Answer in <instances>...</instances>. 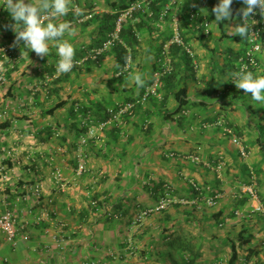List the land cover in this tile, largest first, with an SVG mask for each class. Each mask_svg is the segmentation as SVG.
Instances as JSON below:
<instances>
[{"label": "crops", "instance_id": "crops-1", "mask_svg": "<svg viewBox=\"0 0 264 264\" xmlns=\"http://www.w3.org/2000/svg\"><path fill=\"white\" fill-rule=\"evenodd\" d=\"M27 1L12 0L0 11L6 15L0 44L10 48L0 59L11 62L0 88V161L9 170L8 181L0 183V196L7 197L9 206L16 203L17 220L28 223L30 241H19L13 249L0 235V264H40L43 259L46 264H165V255L171 264H186L187 257L194 259L193 264H229L232 244L238 254L235 264H264V218L253 212L258 207L264 211V49L257 69L245 76H236L225 65L228 57L244 52L246 39L229 0H173L161 9L158 21L152 20L151 9L157 0H150L142 5L141 19L122 21L120 30L128 23L143 25L133 50L124 45L120 33L101 54L100 63L85 61L68 71L61 70L65 63L85 59L88 51L101 49L108 41L103 39L102 23L84 24L80 17L82 22L79 18L75 24L74 17L117 13L113 36L128 6L115 11L121 0H65L57 3L50 20L32 30L30 39L25 33L31 23H25L43 4L38 7L31 3L34 0ZM246 1L234 0V4L241 10ZM176 32L193 51L196 65L172 47L174 75L162 84L159 98L101 128L108 110L131 101L147 87L162 47ZM116 45L124 46L132 59L122 68ZM122 69L126 72L119 78ZM181 92L185 97L179 118L176 95ZM58 104L61 107L51 112ZM233 137L240 139L241 146L232 144ZM81 153L87 172L77 176ZM54 169L66 181L64 192L54 183ZM251 178L257 183L254 200L241 193ZM23 182L40 183L44 201L53 199L52 206H39L32 197L16 202ZM190 183L203 196L219 197L210 215L199 211ZM188 187L191 204L186 213L165 209L152 214L161 218V232L169 229L176 241L175 245L170 241L168 253L157 251L158 261H151L154 248L160 250L154 245L155 236L159 242L164 238H159L155 226L133 228L129 210L155 207L156 193L167 189L187 197ZM86 189L120 206L121 216L95 219L83 195ZM3 211L0 205V214ZM43 214L42 222L35 224ZM184 228L189 233H183ZM235 235H244L247 244L238 246ZM123 240L130 250L126 256ZM240 250H246L244 258ZM249 251L257 255L249 258Z\"/></svg>", "mask_w": 264, "mask_h": 264}, {"label": "built area", "instance_id": "built-area-1", "mask_svg": "<svg viewBox=\"0 0 264 264\" xmlns=\"http://www.w3.org/2000/svg\"><path fill=\"white\" fill-rule=\"evenodd\" d=\"M150 0H138L135 3H132L128 6V8L124 11L121 15V18L118 20L115 29V35L111 36L112 39H108V41L101 46V49H92L88 51V57L82 59L80 61L68 62L63 65L61 68L62 71H68L72 67L80 66L88 59L92 61H97L98 57L106 50L107 46H111L115 39H117V34L120 32L121 24L123 20H126L132 17L133 12L141 10L142 5L147 4ZM173 0H168V4H171ZM57 8V3H51L50 10L44 12L39 19L33 24L28 27L27 30H34V28L43 25L45 22L50 20L52 17V11ZM91 15H86L82 18L89 19ZM238 20L242 23L246 39H245V50L244 52L237 57L234 61V73L236 76H245L249 74L251 71L257 69L258 67V56L262 53L264 47V0H247L246 6L241 8L240 16ZM82 20H78V23H81ZM204 31L208 33V24L204 23L203 25ZM172 46H176L181 48L185 54L191 59L193 65L195 66L196 63L194 61V53L193 51L183 42L182 38L176 33L173 35L172 39L168 41L161 50V58L159 59V65L156 71L153 74V81L147 86L144 92L139 95L138 97L134 98L132 101H129L125 104H119L111 110H108V120L106 123L101 124V128H103L106 124H111L112 122H117L118 120L131 116L133 111L139 107L145 105L149 99L151 98H159L160 93V81L161 78L169 75L172 72V61L170 59V49ZM10 50L9 46H5L0 49V54L4 52H8ZM7 54V53H5ZM130 61V58H128ZM126 72V70H124ZM9 73V68L4 64L2 60H0V88L4 86L7 81V75ZM4 116L7 117V112L4 110ZM183 114V113H182ZM222 124V121H219L218 124ZM90 133V132H89ZM228 133L231 134L232 130L228 129ZM91 134V133H90ZM232 144L236 146H241V141L238 137L232 138ZM83 144H86V140L82 141ZM241 155L245 156L244 150H240ZM81 153L77 156V167H76V175L81 176L82 174L87 172L86 168V156ZM170 158H173L174 155L170 154ZM192 162L195 163V158L190 157ZM8 173L9 170L7 166H4L0 161V183L5 184L8 181ZM52 176L54 179V183L59 187V190L64 192L67 190V184L65 179L62 176V173L58 169H54L52 172ZM256 180L251 178V181L248 185L241 189V193L245 195L246 198L249 200H254L257 198L256 193ZM19 188V186L17 187ZM19 192L16 194V202H24L27 201L29 198H34L36 203L39 206H46L53 204V199H45L43 195V187L40 183H31V182H23V184L18 189ZM87 198L89 200V208L91 210V214L95 219H115L120 215L115 212L114 205L109 203L104 199H95L93 195L87 194ZM219 197L216 195L215 197H207L204 198L205 204L208 207H214L216 204V199ZM7 197L0 196V205L4 206V211L0 214V235H2L4 241L13 249L17 248V244L19 241L28 242L30 241V234L28 231V223L19 222L17 220V206L16 203L9 206L6 202ZM177 203V201L168 200V199H160L158 204L155 207L145 208L139 210L132 218L131 224L133 226L140 225L146 218L151 216L155 212H160L161 210L165 209L169 203ZM179 203H181L179 201ZM185 204H191L190 201H186ZM253 212H260L264 217V211H262L259 207L254 209ZM46 214H43L41 217L37 218L35 224H39L42 222L43 217ZM67 225L62 224V228H65ZM63 244V243H61ZM65 246L61 245L59 248L64 250ZM47 259H43L40 264H46ZM90 264H98L96 262H91Z\"/></svg>", "mask_w": 264, "mask_h": 264}, {"label": "trees", "instance_id": "trees-1", "mask_svg": "<svg viewBox=\"0 0 264 264\" xmlns=\"http://www.w3.org/2000/svg\"><path fill=\"white\" fill-rule=\"evenodd\" d=\"M133 1H135V0H121V5H119V6H117V7H115V5H113V7H115V11H118V10H121V9H123V8H125V7H127V6H129L130 5V3L131 2H133ZM53 3V2H52ZM128 3V4H127ZM166 3H168V0H157V1H155V2H153V4L151 5V9H152V11H153V17H152V20H154V21H158V19H159V16H160V11H161V9H163L164 7H165V5H166ZM51 6V5H50ZM229 8L230 9H232L233 10V14L234 15H236V17H237V19H238V17L240 16V12H241V10L239 9V7H238V9H237V6L234 4V0H229ZM87 12H91V11H87ZM90 15H91V17L89 18V19H86V21L84 22V24L85 23H90V22H99V23H102L103 24V39H105L106 38V36H107V34H108V32L110 31V30H112L113 29V24H114V21H115V19L117 18V13H115V14H112V15H109V14H101V15H95V14H92V13H89ZM88 14V15H89ZM87 15V13H83V14H81V15H79L78 16V18L76 17H74V21H75V24H77V20L81 17H84V16H86ZM140 17H142V16H140ZM31 18V17H30ZM201 21V19L199 18V22ZM45 24V23H44ZM39 27V26H38ZM38 27H36V28H38ZM142 27H143V25H142V23L141 22H139V23H135V24H133V25H131L130 23H128L127 25H125V27L123 28V29H121L120 30V32H119V34L121 33V38H122V40H123V42H124V45L126 46V47H128V48H130L131 50H133V47L134 46H136L137 44H139V42L137 41V39H138V33H139V31L142 29ZM36 28H34V30L36 29ZM31 32H33L32 30H27V32L25 33V35H27L29 38H30V35L31 36H33L35 33H31ZM27 36H25L24 37V39H26V37ZM31 39V38H30ZM102 39V40H103ZM101 41V40H100ZM178 52H179V49L180 50H182L181 48H179V47H176V46H173ZM263 49H264V47H263ZM114 52L115 53H117L118 54V56H119V60H117V63H118V66H119V68H122L123 67V65L128 61V59L127 58H130V57H127V56H129V54H127V51H126V49H125V47L124 46H122V45H116V47L114 48ZM182 52L184 53V55L186 56V57H188L186 54H185V52L182 50ZM242 53H239V54H235L234 56H232V57H228V65L231 67L232 66V70H233V72H234V66H233V64H234V61L237 59V57L238 56H240ZM104 58V56H99L98 57V60L97 61H92L91 59H88L87 61H89V62H92L93 64H98V63H100L101 61H102V59ZM189 58V57H188ZM131 59V58H130ZM189 60H190V62H191V59L189 58ZM78 67H80V66H74L73 68H78ZM156 69L157 68H155L154 69V72L156 71ZM123 70V69H122ZM120 71V75L118 76L119 78H122L124 75H125V72H123V71ZM154 72L152 73V76H151V78H150V83L153 81V74H154ZM173 75H174V65H173V63H172V72L169 74V75H166V76H164V77H162L161 78V81H160V89H159V93H160V91H161V87H162V84L164 83V82H168V81H170V80H172V78H173ZM144 92V90L142 91V93ZM142 93H140V95L142 94ZM185 94H184V92H181V93H179V94H177L176 95V97H177V100L179 101V103H180V106H179V109L176 111V113L179 115V118H181L182 116V113H183V109H182V105L184 104L183 103V98L185 97L184 96ZM156 99H158V98H151V99H149V101L147 102V103H149V102H151V101H154V100H156ZM133 100V99H132ZM131 100V101H132ZM146 103V104H147ZM61 107V104H58V105H56L53 109H52V111L51 112H54L55 110H57V109H59ZM139 107H141V106H139ZM139 107H137V108H139ZM104 117V116H103ZM102 117V118H103ZM250 183V182H249ZM248 183V184H249ZM191 192H192V198H195V199H197V201L198 200H200L201 199V196L203 195V193H202V191H200L197 187H196V185H193L192 187H191ZM209 197H215V195L214 196H209ZM245 198V197H244ZM95 199H98V197H96ZM248 199V198H247ZM218 201V199H216V202ZM205 203V202H204ZM121 207L119 206L118 208L117 207H115V205H114V209H115V212H117L120 216H121V214H122V209H120ZM119 216V217H120ZM118 218V217H117ZM264 218V217H263ZM108 220V219H107ZM109 220H114V219H109ZM239 239H240V243H239V246H241V245H245V244H247V238H245V236L244 235H239V237H238ZM193 254V253H192ZM252 254H256L257 255V253L256 252H254V251H249V253H248V257L250 258V256L252 255ZM195 258V257H194ZM237 259H238V254H237V252H236V250H235V245L234 244H232L231 245V256H230V259H229V264H235L236 262H237ZM187 261H188V263L186 262V264H193L194 263V259L192 260V259H190L189 257H187V259H186Z\"/></svg>", "mask_w": 264, "mask_h": 264}, {"label": "rangeland", "instance_id": "rangeland-1", "mask_svg": "<svg viewBox=\"0 0 264 264\" xmlns=\"http://www.w3.org/2000/svg\"><path fill=\"white\" fill-rule=\"evenodd\" d=\"M1 1V0H0ZM4 2L2 3V6H1V8H0V11L3 9V7H9L10 6V2H12V0H3ZM63 1H65V0H49V2H47V0L45 1V0H34L33 2H31L33 5H37L38 7L41 5V4H43V9L41 10V8L40 9H38L37 11H35L34 10V15L29 19V21L28 22H26L25 24L27 25V24H30L31 23V25H33L38 19H39V16H40V13L43 11V10H45V8H47V7H49V5H51V3L52 2H55V3H62ZM68 3H69V1L68 0H66ZM72 1V0H71ZM27 2H30L29 0L27 1ZM66 2V3H67ZM102 4V3H101ZM37 6H34V7H37ZM33 7V8H34ZM59 7H62V6H59ZM33 8H31V9H33ZM102 9H104V7H102V8H100V10H102ZM99 10V11H100ZM41 11V12H40ZM7 12V11H6ZM40 12V13H39ZM39 13V14H38ZM4 14V13H3ZM142 15V13H141V10H138V11H135V12H133V14H132V17L133 18H135L136 16L138 17V18H140L141 19V16ZM6 15L4 14V16H2L1 15V13H0V33H2V25L4 24V21H3V18L5 17ZM143 16V15H142ZM42 26V25H41ZM25 27V26H24ZM40 27V26H39ZM37 29V28H36ZM112 32H113V30H110L109 32H108V34H107V36H106V39H112V37L110 36L111 34H112ZM177 33V32H176ZM172 39V38H171ZM170 39V40H171ZM169 40V41H170ZM4 44H0V49H2L4 46H3ZM224 45L225 46H229L230 45V43L227 41V40H225V42H224ZM14 47V46H13ZM12 47V48H13ZM99 47V46H98ZM173 47V46H172ZM171 47V48H172ZM11 48V49H12ZM171 52V49H170V51H169V53ZM195 57V56H194ZM0 60H2L3 62H4V64L9 68V65H10V61L9 60H7V59H5V58H2V59H0ZM132 60V59H131ZM227 62V63H226ZM225 62V65L227 66V64H228V60ZM224 65V66H225ZM18 66V65H17ZM23 66V65H22ZM225 66V68H226V70L228 71V69H227V67ZM24 67V66H23ZM157 68V67H156ZM231 68H232V66H231ZM19 69V68H18ZM123 71V70H122ZM154 72V71H153ZM150 85V81H149V84L148 85H146V86H149ZM2 88V87H1ZM146 88V87H145ZM145 88H144V90H145ZM142 93V92H141ZM140 95V94H139ZM138 95V96H139ZM137 96V97H138ZM135 110H137V108L135 109ZM135 110L133 111V113L135 112ZM128 117V116H127ZM104 119V118H103ZM108 119V118H107ZM170 158V157H169ZM190 185H191V183H190ZM192 186V185H191ZM148 187H149V185H148ZM150 188V187H149ZM166 189V188H165ZM189 187H188V189H187V197H185L184 195L181 197V196H177V195H175V192H173L172 193V191H174V190H170V189H167L165 192H164V194H159L158 192L156 193V197H157V200L156 201H158V200H160L161 198L163 199H168V200H173L174 199V201H177V203H169L168 204V206L165 208V209H167L166 211H169V210H171V211H177L178 213H180V214H182V212H184V213H186L185 211L187 210L188 211V209L186 208V206L188 207L189 205L187 204H185V202L186 201H188L189 200V198L188 197H190V193H189ZM86 191V193L85 194H83V195H86L87 196V193L88 194H90V195H93L94 196V198H96L97 197V195L96 194H93V192L91 191V190H85ZM207 197H209L208 195H206V196H201V199L200 200H198L197 202H196V204L198 205V207L200 208L199 209V211H201L203 214H205V215H210L211 214V210H212V207H208L204 202H205V200H203L204 198H207ZM179 201L181 202V203H179ZM202 201V202H201ZM195 204V205H196ZM176 207H178L177 209H175ZM142 208V207H141ZM165 209H163V210H165ZM139 209H130L129 211L131 212L130 214H131V216H130V218L132 217V215L134 216L136 213H137V211H138ZM163 210H161V211H163ZM191 210H193V209H191ZM159 215H161V214H159ZM159 216H158V214H157V216H154V215H151V216H149L148 218H146L140 225H138V226H133V228H137V229H142L144 226L145 227H153V226H155L156 227V229H158L159 230V232L157 231V233L158 234H160L159 235V238H161V239H163L164 238V241H161V242H159V241H157L158 240V238H156V236H155V239H157L156 241H154V245H156L157 244V246H155V247H159L160 248V250H157L156 248H154V251H156V252H154V254L152 255V258L154 259V260H152L151 259V261H158V259H157V251H161V252H165V253H168L169 251H168V244L170 243V241L172 240V242L171 243H174V245H175V239H173V235L174 234H172L171 232H169L170 230L169 229H167V228H164V230L167 232L166 233V235H165V232H164V230L161 232V230L158 228V227H160V228H162L163 226L161 225V218H158ZM152 219H155V221L153 222L154 224H152V223H149V224H147L146 225V223L148 222V221H150V220H152ZM188 219V218H187ZM190 219V218H189ZM188 219V220H189ZM160 223V224H159ZM152 224V225H151ZM259 224V223H258ZM169 225V224H168ZM214 225H216V224H214ZM168 227H170V226H168ZM263 229H264V227H263ZM188 230L187 229H185L184 228V232L183 233H189V232H187ZM166 239V240H165ZM233 239L235 240V242L236 243H238V246H239V243L241 242L240 241V239L237 237V235H235L234 237H233ZM232 241V240H231ZM123 243V245H124V247L126 246V242H125V240H123L122 241ZM138 247H139V245L138 244H136ZM123 247V248H124ZM239 249H240V247H238ZM137 251H142V250H139V248L137 249ZM245 252H246V250L245 251H241L240 250V255H241V257H245ZM112 253V256H116V258H122V259H124L125 258V256H126V254H130V250L128 249V246L127 247H125L124 249H123V254L125 255V256H121V253H115L114 254V252H111ZM138 255V254H137ZM225 255V254H224ZM222 256V260H225L226 259V256ZM138 256H140V255H138ZM164 260H166L165 261V264H171V259H169L168 257H167V255H165L164 256ZM223 262V261H222ZM162 264V263H161ZM163 264H164V262H163Z\"/></svg>", "mask_w": 264, "mask_h": 264}]
</instances>
